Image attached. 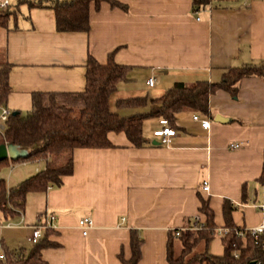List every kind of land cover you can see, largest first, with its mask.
Masks as SVG:
<instances>
[{
  "label": "crops",
  "instance_id": "crops-1",
  "mask_svg": "<svg viewBox=\"0 0 264 264\" xmlns=\"http://www.w3.org/2000/svg\"><path fill=\"white\" fill-rule=\"evenodd\" d=\"M118 1L126 8L106 1L95 8L91 2L87 31H57L50 8L13 6L7 26H0V64H11L4 105L21 112L34 91L82 90L88 55L103 63L113 52L117 63L128 66L127 79L109 97L120 115L146 107H117V99L157 97L175 81H217L228 66L264 59V0H209L196 8L193 0ZM208 108L206 115L177 113L176 134L167 145L153 143L152 131L161 126V118L153 117L143 121L150 143L141 147L113 133L114 147L74 148L72 172L59 186L27 193L22 221L19 214L0 218V257L3 246L30 247L36 223L51 214L55 232L49 238L58 245L41 250L46 264H122L118 254L130 256L131 229L142 240L137 264H169L168 230L192 223L201 197L217 226L224 223V199L233 207L235 225L260 222L262 214L251 204L261 194L264 77L242 78L235 96L217 90L209 95ZM195 113L209 120L207 128ZM18 163L13 182L44 167L42 158ZM33 163L43 166L28 167ZM83 217L92 220L86 234L78 226Z\"/></svg>",
  "mask_w": 264,
  "mask_h": 264
},
{
  "label": "trees",
  "instance_id": "trees-1",
  "mask_svg": "<svg viewBox=\"0 0 264 264\" xmlns=\"http://www.w3.org/2000/svg\"><path fill=\"white\" fill-rule=\"evenodd\" d=\"M102 1L111 7L126 8L118 0H17L9 8L0 9V26H7L8 18L15 13L14 7L26 2L29 7L50 8L55 15L57 31H87L89 29V6L98 8ZM209 0H193V7H201ZM14 6V7H13ZM109 52L105 62L88 55L85 63V84L80 91H34L31 93L30 109L24 113L12 111L5 120L0 133V144H9L26 152L15 158L0 161V218L11 219L22 212L26 195L33 191H45L47 187L59 186L62 177L73 170L72 151L76 147L108 148L115 144L113 133H123L131 146L141 147L150 143L143 134V121L147 118H163L172 127L176 114L193 111L207 114L209 95L217 90L235 96L242 78L264 77V59L239 66L226 67L219 80L199 79L192 82L175 81L161 95L147 98L135 96L115 101L117 107H146L127 115H120L109 107V97L121 80L127 79L128 66L117 63ZM10 63L0 64V106L4 105L11 90L8 82ZM42 158L44 167L15 184L9 185L2 170L10 162ZM61 159V160H60ZM264 182V162L257 178ZM243 200L245 186H242ZM230 201L223 200L222 214L226 231L218 234L214 213L207 199L200 198L199 213L204 225L190 228V222L182 227L169 229L166 241V260L169 264H264V236L245 233V240L237 233L244 228L237 226L232 218ZM39 216V215H38ZM41 225V222H37ZM179 230L176 235L175 231ZM55 231L44 227L43 234L30 247L9 249L2 247L0 264H46L41 250L56 247L58 243L49 238ZM130 256L118 254L122 264H137L141 256V238L135 229L130 230ZM219 237L222 253L213 254L209 244Z\"/></svg>",
  "mask_w": 264,
  "mask_h": 264
},
{
  "label": "built area",
  "instance_id": "built-area-1",
  "mask_svg": "<svg viewBox=\"0 0 264 264\" xmlns=\"http://www.w3.org/2000/svg\"><path fill=\"white\" fill-rule=\"evenodd\" d=\"M12 5L11 0H0V9L4 10L6 8H9ZM147 84L149 86H152L154 84V78L149 77L147 79ZM11 110L8 109L5 105L0 106V133L3 132L5 128V120L8 117L9 114H11ZM194 119L199 120L200 125L203 128H207L209 126V120L207 118H199L198 113H195L193 115ZM161 126L159 128H156L152 131V136L155 138V142L157 144H170L172 137L176 134V130L174 127H172L165 119H160ZM231 147H237V143H230ZM39 161V159H37ZM202 189L207 191L208 190V184L206 181H203L202 183ZM254 208H256L260 213L262 214V219L260 222H258L255 225L244 227L237 231V233L241 236L242 240H245V233H249L252 236H258L263 235L264 236V182L261 184V194L259 200L256 202H253L251 204ZM20 215V221L23 220L22 212H19ZM55 219V216L53 214L48 215L46 217V220L41 223V225L35 226L30 236H28V240L30 243H35L37 239L41 236V228L44 227H54L52 221ZM8 225H11L9 222ZM92 225V220L89 217H83L78 220V226L81 228L82 233L86 234L87 229ZM204 225V218L203 215L200 213L195 214L193 216V222L190 226L192 229H200ZM218 234H222L226 231V228H223L222 226H218L216 229ZM179 233V230L175 231V234L177 235ZM263 247H264V241H263Z\"/></svg>",
  "mask_w": 264,
  "mask_h": 264
},
{
  "label": "rangeland",
  "instance_id": "rangeland-1",
  "mask_svg": "<svg viewBox=\"0 0 264 264\" xmlns=\"http://www.w3.org/2000/svg\"><path fill=\"white\" fill-rule=\"evenodd\" d=\"M109 107L113 111H114V109H116L115 106L112 103L110 104ZM29 109H30V106L24 108V110H21V112L24 113L25 111H27ZM122 114H123V112H122ZM17 164H19V163L18 162H10L9 165L7 167H5L2 170V172H1V174L5 177L6 181L10 182V184L7 182L9 185H12V184L16 183V182H13V181H15L13 179V177H14V174L16 172L15 167L17 166ZM35 165H37V164L33 163L30 166H28V167H30L32 169L33 166H35ZM37 166L41 167V166H43V163L42 164H38ZM213 240L214 241H213V243H212V245L210 247L211 248L210 251H212V252L220 251L222 244H221V241H220L219 237H215Z\"/></svg>",
  "mask_w": 264,
  "mask_h": 264
},
{
  "label": "water",
  "instance_id": "water-1",
  "mask_svg": "<svg viewBox=\"0 0 264 264\" xmlns=\"http://www.w3.org/2000/svg\"><path fill=\"white\" fill-rule=\"evenodd\" d=\"M153 143H156L155 141ZM19 155H26V152L18 149L17 147L9 144H0V161L9 158H15ZM254 264V262H251Z\"/></svg>",
  "mask_w": 264,
  "mask_h": 264
}]
</instances>
